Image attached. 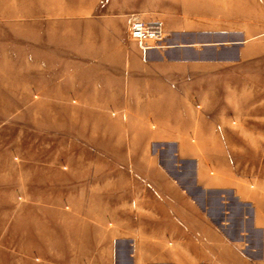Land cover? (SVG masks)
Instances as JSON below:
<instances>
[{
	"label": "rangeland",
	"instance_id": "rangeland-1",
	"mask_svg": "<svg viewBox=\"0 0 264 264\" xmlns=\"http://www.w3.org/2000/svg\"><path fill=\"white\" fill-rule=\"evenodd\" d=\"M132 17L162 25L164 38L151 50L224 69L225 81L250 71V95L238 92V106L207 116L225 118L234 127L225 135L234 138H146L153 118L145 109L120 107L124 93L88 84L89 76L112 78L122 68L116 53L142 50L127 34ZM262 101L264 0H0V264H74L87 229L78 238L72 226L71 175L81 185L83 175L92 180L108 166L145 163L166 165L215 222L228 221L244 264H264L260 234L239 217L249 210L229 191L221 201L194 184L199 159L216 177L252 188L264 180ZM243 124L248 137L235 138Z\"/></svg>",
	"mask_w": 264,
	"mask_h": 264
},
{
	"label": "crops",
	"instance_id": "crops-1",
	"mask_svg": "<svg viewBox=\"0 0 264 264\" xmlns=\"http://www.w3.org/2000/svg\"><path fill=\"white\" fill-rule=\"evenodd\" d=\"M122 26H126V20ZM166 30L172 31L169 27ZM116 54L126 62L112 78L95 74L87 82L99 86L97 90L124 93L120 100L125 103L118 104L120 107L145 109L144 115L153 118V129L146 138H234L225 135L234 133L225 118L212 121L207 116L212 114L210 109L238 106V92L250 95L249 70L242 80L225 81L224 69L186 62L185 58H176L174 51L150 49ZM242 101L250 106L249 99ZM180 116L188 120L169 121ZM248 132L243 124L242 135L235 138H247ZM108 168L92 180L83 175L81 185L79 175H71V182L77 184L76 190L72 186V226L78 238L79 229H87L80 233L87 234L81 240L86 246L74 264H244L241 241L230 236L228 221L215 222L209 207L172 176L166 165L122 164ZM263 182L259 179L252 188L231 177L214 176L201 159L194 163L196 187L203 192H218L220 200L223 192L229 191L242 209L249 210V215L243 212L239 217L245 223L243 227L260 234L264 253ZM220 215L222 218L227 214ZM243 229L237 232L239 236L246 233Z\"/></svg>",
	"mask_w": 264,
	"mask_h": 264
},
{
	"label": "built area",
	"instance_id": "built-area-1",
	"mask_svg": "<svg viewBox=\"0 0 264 264\" xmlns=\"http://www.w3.org/2000/svg\"><path fill=\"white\" fill-rule=\"evenodd\" d=\"M128 37L143 50L158 48L164 38L162 25L157 21H144L132 17L129 21Z\"/></svg>",
	"mask_w": 264,
	"mask_h": 264
},
{
	"label": "bare ground",
	"instance_id": "bare-ground-1",
	"mask_svg": "<svg viewBox=\"0 0 264 264\" xmlns=\"http://www.w3.org/2000/svg\"><path fill=\"white\" fill-rule=\"evenodd\" d=\"M150 49H155V48H150ZM150 49H148V50H150ZM143 50V49H142Z\"/></svg>",
	"mask_w": 264,
	"mask_h": 264
}]
</instances>
